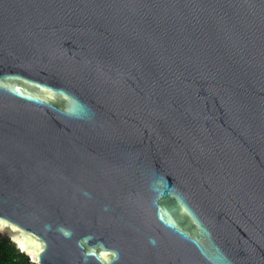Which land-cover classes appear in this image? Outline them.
Instances as JSON below:
<instances>
[{
    "label": "water",
    "instance_id": "1",
    "mask_svg": "<svg viewBox=\"0 0 264 264\" xmlns=\"http://www.w3.org/2000/svg\"><path fill=\"white\" fill-rule=\"evenodd\" d=\"M0 231L37 264H264V0H0Z\"/></svg>",
    "mask_w": 264,
    "mask_h": 264
},
{
    "label": "trees",
    "instance_id": "2",
    "mask_svg": "<svg viewBox=\"0 0 264 264\" xmlns=\"http://www.w3.org/2000/svg\"><path fill=\"white\" fill-rule=\"evenodd\" d=\"M0 264H37L23 252L10 236L0 231Z\"/></svg>",
    "mask_w": 264,
    "mask_h": 264
}]
</instances>
